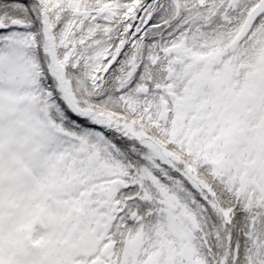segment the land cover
<instances>
[{"label": "snow or ice", "instance_id": "1", "mask_svg": "<svg viewBox=\"0 0 264 264\" xmlns=\"http://www.w3.org/2000/svg\"><path fill=\"white\" fill-rule=\"evenodd\" d=\"M0 264H264V0H0Z\"/></svg>", "mask_w": 264, "mask_h": 264}]
</instances>
